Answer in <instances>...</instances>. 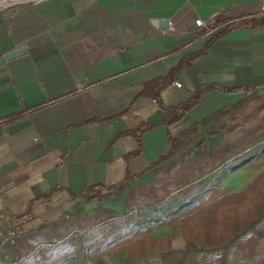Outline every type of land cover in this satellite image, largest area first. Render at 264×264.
<instances>
[{
	"label": "crops",
	"instance_id": "obj_1",
	"mask_svg": "<svg viewBox=\"0 0 264 264\" xmlns=\"http://www.w3.org/2000/svg\"><path fill=\"white\" fill-rule=\"evenodd\" d=\"M28 5L0 12L2 224L16 223L13 214L50 189L61 207L94 184L147 180L148 167L169 147V133L250 98L247 89H264V0ZM165 19L167 28L154 23ZM229 24L238 26L208 42ZM232 87L241 90H223ZM199 91L184 116L167 124L164 107L188 103ZM244 171L229 173L223 184L242 189Z\"/></svg>",
	"mask_w": 264,
	"mask_h": 264
},
{
	"label": "trees",
	"instance_id": "obj_2",
	"mask_svg": "<svg viewBox=\"0 0 264 264\" xmlns=\"http://www.w3.org/2000/svg\"><path fill=\"white\" fill-rule=\"evenodd\" d=\"M236 26H223L208 42ZM247 91L257 94L258 89ZM201 94L194 93L188 103L164 107L166 123L182 118ZM202 126L210 134L221 132V137L197 157L191 143ZM262 164L264 93L220 107L179 133H169V147L148 167L152 173L147 180L134 186L126 180L119 188L98 183L81 196L93 199L97 195L102 201L105 192L128 190L121 213L101 204L93 213L34 217L39 222H33L27 218L34 216L38 203L53 195L55 188L34 197L10 225L22 236L2 249L0 264H73L78 260L105 264L103 257L114 250L123 252L122 264H264V171L242 189L223 184L226 174ZM144 173L135 178L141 179ZM174 225L182 231L183 246L172 242L167 228ZM7 226L0 223V241ZM157 229L163 231L161 235Z\"/></svg>",
	"mask_w": 264,
	"mask_h": 264
},
{
	"label": "rangeland",
	"instance_id": "obj_3",
	"mask_svg": "<svg viewBox=\"0 0 264 264\" xmlns=\"http://www.w3.org/2000/svg\"><path fill=\"white\" fill-rule=\"evenodd\" d=\"M27 1V0H25ZM31 3H35V1H28V2H24V3H12L11 6H8L6 8H2V6H5L6 4H1L0 5V12L8 10V9H12L16 10V9H20V8H25L28 7V4ZM264 93V89H262L260 94H253V96L256 95H262ZM251 96V97H253ZM221 132L216 131L213 134L208 133L205 130V127L202 126L200 131L196 134V139L194 141H192L191 145L195 150V155L197 157H201L204 154H206L209 151V148L216 144L221 135ZM245 173L244 178H246L247 180L245 181L244 185L247 186L260 172L264 171V164L260 165V166H246L244 168H242ZM251 172V176L247 175L248 171ZM228 174L225 175L228 176ZM242 178L240 177H232V180L236 183V182H242L241 180ZM233 182V183H234ZM133 185H136L138 182H132ZM244 185H241L243 188L245 187ZM240 186V185H238ZM237 185H232L230 187V189L232 190H236ZM128 191V190H127ZM127 191H123L120 189L114 190L112 192H105L104 194V199L101 201L99 199V197L97 195H95L93 197V199H88L86 197L83 198H73L68 200V206H59L57 205V201H56V197L55 195H51L45 199L42 200V206L39 208V210L36 208L35 209V213L33 214L34 216L27 218V220H31V221H38L36 218L34 217H38V219L43 218L42 216H48L50 218H62V217H74L77 215H81L84 213H93L95 208L98 207L99 205L103 204L104 206L107 207H111L113 209L116 210L117 213H121L125 210V204H124V200L126 198V193ZM42 194V193H41ZM41 194L37 195L40 196ZM45 201L46 203L43 205V201ZM72 200V201H71ZM40 204V203H39ZM67 207V208H66ZM60 211V212H58ZM14 216H16V214H13ZM36 222V223H38ZM168 232L171 235V239L172 242L176 245V246H183L184 245V237L182 234V231L180 229V227L178 225H174V226H170L167 228ZM162 230L157 229L156 234L157 235H161L162 234ZM0 256H3V252L2 249H0ZM124 257V254L121 250H114L109 252L108 254H106L103 259L105 261V264H109L108 262H110V264H122V259ZM5 262H9V255L4 257ZM78 261H82L80 263L85 264L83 260H78ZM108 261V262H107ZM77 262V261H76ZM75 263V262H74Z\"/></svg>",
	"mask_w": 264,
	"mask_h": 264
},
{
	"label": "built area",
	"instance_id": "obj_4",
	"mask_svg": "<svg viewBox=\"0 0 264 264\" xmlns=\"http://www.w3.org/2000/svg\"><path fill=\"white\" fill-rule=\"evenodd\" d=\"M195 22L196 25L201 28H205L207 26V23L204 19H197ZM170 24L172 23L170 22ZM175 85L182 87V83L180 81H176ZM0 217L2 218V215H0ZM21 236L22 234L16 228H13L12 226L7 227L0 241V248H5L14 244L19 238H21Z\"/></svg>",
	"mask_w": 264,
	"mask_h": 264
},
{
	"label": "water",
	"instance_id": "obj_5",
	"mask_svg": "<svg viewBox=\"0 0 264 264\" xmlns=\"http://www.w3.org/2000/svg\"><path fill=\"white\" fill-rule=\"evenodd\" d=\"M37 1H39V0H37ZM37 1H35V2H37ZM154 23H155L156 26H161L162 28H167L169 26V20H167V19H165V20H156ZM21 50L23 51L24 48L18 49L15 52H10L7 55V58H11V57L15 56L16 54H20Z\"/></svg>",
	"mask_w": 264,
	"mask_h": 264
},
{
	"label": "bare ground",
	"instance_id": "obj_6",
	"mask_svg": "<svg viewBox=\"0 0 264 264\" xmlns=\"http://www.w3.org/2000/svg\"><path fill=\"white\" fill-rule=\"evenodd\" d=\"M28 1H37V0H0V5L1 4H6L4 7L2 8H6L8 6H11L12 3H24V2H28Z\"/></svg>",
	"mask_w": 264,
	"mask_h": 264
}]
</instances>
